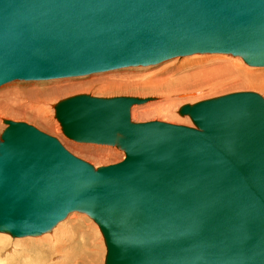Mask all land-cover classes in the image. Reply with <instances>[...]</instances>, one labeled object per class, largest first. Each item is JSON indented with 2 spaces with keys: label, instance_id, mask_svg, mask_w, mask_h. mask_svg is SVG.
<instances>
[{
  "label": "water",
  "instance_id": "95a60500",
  "mask_svg": "<svg viewBox=\"0 0 264 264\" xmlns=\"http://www.w3.org/2000/svg\"><path fill=\"white\" fill-rule=\"evenodd\" d=\"M229 54L264 67V0H0V88ZM153 98L78 94L63 134L116 147L95 167L26 122L0 132V233L38 237L88 215L105 264H264V97L179 109L194 127L134 122Z\"/></svg>",
  "mask_w": 264,
  "mask_h": 264
},
{
  "label": "rangeland",
  "instance_id": "374dc122",
  "mask_svg": "<svg viewBox=\"0 0 264 264\" xmlns=\"http://www.w3.org/2000/svg\"><path fill=\"white\" fill-rule=\"evenodd\" d=\"M263 79L264 68L250 67L239 57L206 54L177 58L158 66L127 68L86 77L41 82L16 81L0 88V132L2 133L7 127L4 120L26 122L58 138L70 152L98 168L123 161L124 152L116 147L81 144L68 139L63 134L61 125L55 117V105L59 101L78 94H90L97 97L154 98L156 101L164 100L173 104V108H169V110L175 111V116H168L166 109L161 114L158 112L146 115L138 114L137 119L136 115L132 113L134 122L162 121L176 125L194 126L188 116L179 114V109L182 106L243 91L256 92L264 97ZM77 83H84L86 88L61 93L60 97L57 95L51 97L52 99L43 97L41 94L45 91L70 89L71 85ZM188 92L189 96L183 98L180 96V93L188 94ZM77 217H84L86 220L82 219L81 223L73 227ZM88 222H91L93 227H90ZM58 228L59 230H57ZM56 233L59 234H57L59 243L75 241L72 246L79 244L85 234L93 237L91 249L88 248L84 252L87 260H83L82 264H105L107 247L101 230L88 215L82 213L71 214L49 234L38 238H27L33 240V244L30 242L21 243V240L24 241L26 238L15 239L7 234L10 241L0 248V254H4L6 249L12 248V246L16 247V250L15 253L13 252L14 254L6 252L7 256L0 258L1 263H59H55V256L47 253L51 251L50 246L53 244L45 245L35 242L44 237L53 239ZM55 243L54 245H56ZM79 250L82 249H79L78 246L76 249L78 255L80 254ZM89 250L92 251L87 254ZM74 260L75 258L71 261L74 262ZM66 262L67 260L62 261V263Z\"/></svg>",
  "mask_w": 264,
  "mask_h": 264
},
{
  "label": "bare ground",
  "instance_id": "6f19581e",
  "mask_svg": "<svg viewBox=\"0 0 264 264\" xmlns=\"http://www.w3.org/2000/svg\"><path fill=\"white\" fill-rule=\"evenodd\" d=\"M196 55H206V54H196ZM209 55H229V54H209ZM192 56H195V55H192ZM231 56H233V55H231ZM187 57H189V56H187ZM233 57H235V56H233ZM179 58H181V57H179ZM240 58V57H239ZM177 59V58H176ZM242 59V58H241ZM243 60V59H242ZM171 61V60H170ZM244 61V60H243ZM168 62V61H167ZM165 63V62H164ZM163 64V63H162ZM233 64V63H232ZM248 65V64H247ZM156 66H158V65H156ZM248 66H250V65H248ZM150 67H152V66H150ZM250 67H253V66H250ZM138 68V67H137ZM145 68V67H144ZM254 68H264V67H254ZM254 76V75H253ZM264 80V79H263ZM39 82H41V81H39ZM106 86V85H105ZM4 87V86H3ZM151 87V86H150ZM254 87V86H253ZM2 88V87H1ZM79 88H86V85L84 84V83H77V84H73V85H71V87H70V89H62V90H58L57 89V91H53V90H51V91H45L44 93H41L42 94V96L43 97H46V98H51V97H55V96H57V95H59V94H61V93H68V92H70V91H72V90H75V89H79ZM190 94H189V92H188V94L187 93H180V96L183 98V97H187V96H189ZM192 95V94H191ZM59 97H60V95H59ZM52 99V98H51ZM186 99V98H185ZM146 105V106H145ZM139 106H144V107H139ZM142 108H144V109H142ZM169 108H173V104H171L169 101L167 102V101H162V100H155L154 98L151 100V101H149L148 103H146V104H144V105H137V106H134L133 107V109H132V111H134V112H131V114L132 113H134L133 115H136L135 117H136V119H137V116H139V115H146V114H148V113H162L165 109L167 110V115L168 116H175V111H172V110H169ZM139 114V115H138ZM5 124V123H4ZM6 125V124H5ZM191 127H194V126H192V125H190ZM82 144V143H81ZM94 145V144H93ZM102 146H104V145H102ZM75 213H77V212H75ZM73 214V213H72ZM83 214V213H82ZM71 215V214H70ZM69 215V216H70ZM68 216V217H69ZM74 216V215H73ZM67 217V218H68ZM66 218V219H67ZM79 218V219H78ZM65 219V220H66ZM74 219V218H73ZM82 219H84V220H86V218H84V217H77L75 220H76V223L75 224H73V227L74 226H76L77 224H79V223H81V220ZM64 220V221H65ZM93 220V219H92ZM64 221H62V222H64ZM94 221V220H93ZM62 222H60L61 224H62ZM60 223H58L54 228H53V230L60 224ZM89 223V222H88ZM90 224V225H89ZM88 225L90 226V227H93V224L90 222ZM97 224V223H96ZM98 225V224H97ZM99 227V226H98ZM100 228V227H99ZM63 229V228H62ZM65 229V228H64ZM52 230V231H53ZM57 230H59V228L57 229ZM101 230V229H100ZM51 231V232H52ZM50 232V233H51ZM86 233V232H85ZM84 233V234H85ZM102 233V232H101ZM7 234L8 233H0V248L1 247H3L6 243H8L10 240L8 239V237H7ZM46 234H49V233H46ZM46 234H43V235H41V236H44V235H46ZM58 233H56L54 236H53V239H49V238H47V237H44V238H42V239H39V240H36L35 242H36V244H45V245H52V246H50V250L51 251H48L47 253L49 254V255H52V256H55V263L56 262H59V263H56V264H82L83 263V260H87V259H85V254L86 253H84L85 251H86V249H88V248H90L91 249V247H92V245H93V237H90L89 235H86L85 234V236L84 237H82V240L80 241V243L79 244H77L76 246H72L74 243H75V241H67V242H61V243H59V241L57 240V236L59 235H57ZM10 236H12L11 234H9ZM103 235V234H102ZM41 236H38V237H41ZM13 238H15V239H22V238H18V237H14V236H12ZM38 237H23V238H26V239H24V241H22L21 240V243H34V241L33 240H30V239H27V238H38ZM104 237V236H103ZM59 238V237H58ZM56 239V240H55ZM105 239V238H104ZM26 240V241H25ZM54 242H53V241ZM55 242H57V243H55ZM54 243L56 244V245H54ZM105 244H106V242H105ZM78 246H79V249H82V250H79V252H80V254L78 255L77 254V252H76V249L78 248ZM11 247V246H10ZM18 247V246H17ZM106 247H107V245H106ZM7 251H5V253L6 252H11L12 254H14L15 252V250H16V247L14 248L13 246H12V248H7L6 249ZM92 251V250H91ZM90 250L89 251H87V254L89 253V252H91ZM14 252V253H13ZM96 252H98V251H96ZM5 253L3 254V253H1L0 254V258L1 257H6L7 255H5ZM42 255V254H41ZM95 255V254H94ZM94 255H91V256H94ZM45 256V255H44ZM88 256V255H87ZM89 257V256H88ZM75 258V260H74V262L73 261H71L72 259H74ZM91 258V257H90ZM89 258V259H90ZM2 259V258H1ZM44 260H45V258H43ZM65 261V260H67V262L66 263H62V261ZM41 261V260H40ZM2 261L0 260V264H2L1 263ZM43 263V262H42ZM45 264V263H44ZM54 264V263H53Z\"/></svg>",
  "mask_w": 264,
  "mask_h": 264
}]
</instances>
